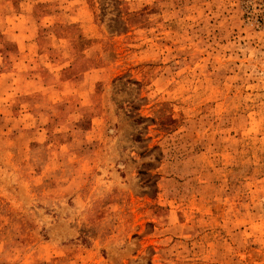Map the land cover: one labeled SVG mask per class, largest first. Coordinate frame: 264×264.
<instances>
[{
	"label": "rangeland",
	"instance_id": "rangeland-1",
	"mask_svg": "<svg viewBox=\"0 0 264 264\" xmlns=\"http://www.w3.org/2000/svg\"><path fill=\"white\" fill-rule=\"evenodd\" d=\"M0 264H264V0H0Z\"/></svg>",
	"mask_w": 264,
	"mask_h": 264
}]
</instances>
